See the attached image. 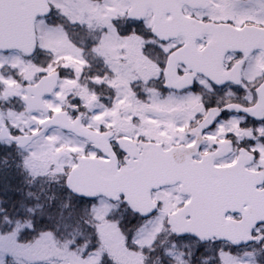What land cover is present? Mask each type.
<instances>
[{
	"label": "flooded vegetation",
	"instance_id": "flooded-vegetation-1",
	"mask_svg": "<svg viewBox=\"0 0 264 264\" xmlns=\"http://www.w3.org/2000/svg\"><path fill=\"white\" fill-rule=\"evenodd\" d=\"M237 2L242 9L255 8L258 14L264 15L259 0H251V2L249 0H46L47 13L50 11V6L58 11L52 15L38 16L35 24L37 50L28 55L19 50L0 52V70H2L0 93L7 91L14 94L12 101L7 102L2 101L0 94L2 121L0 132L4 126L10 137L9 139L0 137V145L10 143L13 137L10 135V129L14 131L17 128L23 133L17 138L38 133L39 136L34 138L33 143L41 138L40 132L45 127L43 123L50 120L48 117L52 119L56 114L65 113L63 119L67 118L70 123L99 133L101 136L98 135L97 140L93 142L72 131H64L57 125L46 126L44 131L73 133L72 137L75 140H87L90 144H95L111 157L101 161L109 163L112 169H116L117 162L112 155L110 141L119 140V145L128 150L129 156L139 157L137 160L129 159L128 167H121L120 170L133 166V170L139 173L140 170L143 172L145 166L155 165L156 172L160 176L170 177L172 182L181 174V170L173 165L168 157L173 153L186 154L188 149L176 144L175 147L161 153V144H169L172 136H184L187 131L199 134L201 128L211 123L214 114L209 113L202 120H195L190 129L185 124V132L179 131L171 122H168L166 132L161 131L162 122L158 119H149L150 114H159L162 111L150 100L152 95L159 94L157 90L164 91L162 79L154 77L160 76L159 65L166 63L164 75L170 85L183 87L194 79H200L204 85L200 95L208 99L211 87L208 78L212 80L239 78L244 60H237L236 55L241 50L248 54L245 59L253 55L256 57L252 70L254 75L264 73V57L261 56V49L264 48V44L261 43V33L264 30L251 23H244L243 19L241 27L236 29L219 23L220 17L213 18L209 23H202L200 17L196 15L208 5H213L215 10L223 13L225 9L221 6L230 7ZM4 16L0 17V23L3 27L1 29L7 31V34H14L16 29L18 32L20 29L22 32L26 30V25L19 24L27 19L24 16ZM129 17L145 21L146 29L143 35L138 34L136 30L127 35L121 34L129 23ZM54 28L59 29L63 57H65L64 64L57 66L51 65L54 60V50L52 47H43L40 36L42 31L51 34ZM149 32L153 35H148ZM161 40L168 41L165 46V51L169 53L166 61L159 54L148 55L145 52L150 44L160 46ZM206 41L207 46H205ZM9 61L11 66L5 67L4 64ZM229 63L234 64L231 72L224 70ZM40 67L51 70L35 73ZM51 74H58V85L52 94L42 98L46 108L38 109L36 85L41 78ZM201 74L205 79H201ZM76 76V86L83 89L85 98L75 99L76 87L73 89L72 85H68L63 107L51 110L46 101L56 95L62 81H73ZM252 87L253 85L250 84L249 89ZM146 93L148 96H145ZM87 95L92 96L91 99L86 98ZM211 97L222 102L226 101L236 109L243 106V111L233 112L234 116H243V112L246 111L264 118V91L259 99L253 96L251 91L245 96L234 89H228L221 94H211ZM77 100L80 101L79 105L76 103ZM200 110L195 104L188 109L190 113ZM20 112L24 114V120H12V116H19ZM33 126H38L39 130L33 132L31 130ZM102 126L107 130L102 131ZM255 127L251 117L243 123V126L233 124L231 130L240 137V143L230 145L231 155L222 157L220 153L210 152L205 156L209 162L217 160L221 163L225 160L232 162L230 169L221 170L229 177L224 185L226 195L223 197L210 196L207 184L198 175L183 170V174L193 175L196 182L201 185L205 199L210 205L203 212L200 226L205 238L216 233L233 240L244 239L247 231L256 221L264 219V203L244 202V192L253 194L264 192V189L257 187L264 184V170L257 171V168L264 167V143L258 142L256 145L260 152L259 160H254L252 151L242 150V146L247 145L248 137L252 136ZM260 133L264 135V129H261ZM223 143L221 141L222 145ZM13 148L24 150L16 146ZM78 152V160L85 158L82 148ZM170 195L168 192L150 194L154 204L158 199H169ZM103 198L108 203V199ZM142 200L146 198L143 197L136 208L141 211L149 210L146 202ZM170 207L174 209L170 215L175 216L176 230L183 229L185 224L182 217L186 209L176 207L175 204ZM233 211L237 213L235 219H229L223 225L217 223L218 216ZM84 218L85 212L81 213L78 221L74 223L83 224ZM109 218L122 221V213H113ZM167 237L171 244L165 249H172L175 245L176 250L196 256L199 249L196 241L178 240L171 234L164 236ZM217 243L225 247L226 250L222 255L225 264H230L229 250L232 246L227 240ZM240 251L252 254L251 264H264V249L253 250L241 245ZM206 259L207 257L203 255L199 256L198 264H204ZM189 264H197V261L190 259Z\"/></svg>",
	"mask_w": 264,
	"mask_h": 264
},
{
	"label": "snow or ice",
	"instance_id": "snow-or-ice-1",
	"mask_svg": "<svg viewBox=\"0 0 264 264\" xmlns=\"http://www.w3.org/2000/svg\"><path fill=\"white\" fill-rule=\"evenodd\" d=\"M251 2V0H249ZM259 6L264 10V0H259ZM225 9L223 13L214 9L213 5H208L205 10L197 12V16L200 17L202 23H209L213 18L220 17L219 23L225 24L231 29L241 27V21L244 23H251L254 26H258L264 30V15L258 14L253 9H242L239 2L229 6H221ZM58 11L54 7L50 6V11L46 15H52ZM129 23L124 28L122 35H127L133 30H136L138 34L143 35L146 29V23L143 19L136 17H129ZM71 23V21H70ZM148 35H153L148 33ZM168 41L161 40L160 46L148 45L145 49L146 54L155 55L159 54L164 57L165 61L168 52L165 51V46ZM261 43L264 44V32L261 33ZM207 46V41L205 42ZM8 51V49H0V52ZM247 52L241 50L237 53V60H244V64L240 69V76L236 79L230 80H212L208 78V82L211 85L209 89V98L205 99L203 95H200L201 89L204 85L200 79H194L190 84L183 87H177L170 85L164 75L166 63H161L160 76L154 77L155 79H162L163 92L158 95H152L150 100L152 103L158 105L162 111L159 114H150L149 119H158L162 122L161 131H167V124L171 122L175 127L185 132L184 125L190 129L195 120H202V118L209 113H213L211 123L201 128L199 134L192 131L185 132L184 136H172L169 144H161L160 151L164 153L176 144H180L188 149L186 154L173 153L168 157L170 162L177 166L181 170L179 174L170 184L159 185L156 189L150 190V194L159 192L170 193L169 199H158L155 207L150 211H141L132 206L129 202L127 193H121L118 199H108V203L111 206L109 216L113 213H122L121 227L125 230L133 228L135 231L129 232L127 237L128 243L131 246L134 239L138 236L144 240L149 241L147 245L143 247V255L145 259L143 264H149L148 256L158 247L160 240L164 238L166 234H171L178 240H193L199 244L198 252L193 257L191 253H185L175 249L173 245L172 249H162L161 254L166 258L165 264H189L190 259H194L198 264V257L203 255L207 257L204 264H225V259L222 253L225 252V247L222 244H218L217 241L227 240L232 246L229 250V256L231 257L230 264H251V253L241 252V245L245 248L264 249V219L257 221L248 231L246 238L233 240L230 237L218 235L212 233L209 237L205 238L200 230V226L203 221V212L209 207V203L205 199V195L202 192L201 185L196 182L193 175L183 174V170H189L192 173L198 175L208 187L209 195H214L217 198L226 195L224 185L227 183L229 177L223 169H230L232 162L225 160L221 163L219 160L209 162L205 159V156L210 152L220 153L222 157L231 155L230 145L240 143V137L235 131L231 130L233 124L237 126H243V123L248 121L251 117L252 123L256 125L252 136L248 137L247 145L242 146L244 151H252L254 160L260 159V152L257 150V143H264V135H261L260 130L264 129V118L254 116L252 113L243 112V116H234L233 112L243 111V106L239 109L233 108L228 102H222L217 99H212L211 94H221L228 89H234L236 92H240L245 96H248L249 91L257 99L260 98L262 91H264V73L260 75H254L253 68L255 65L256 57L250 56L245 59ZM261 56L264 57V48L261 49ZM5 67H10L11 62L4 64ZM234 68L233 63H229L225 71L231 72ZM2 75V70H0ZM102 79V78H100ZM201 79H205L201 74ZM253 85L249 89V85ZM145 96H148L146 93ZM77 105L80 101H76ZM197 105L201 110L195 113H190L191 105ZM51 119V117H48ZM135 119V118H134ZM43 123V121H41ZM33 132H37L38 126H33L31 129ZM102 131L107 129L103 126ZM21 129L17 128L14 131L10 129V135L13 139L10 143L4 145L11 149L13 146L19 147L16 137L22 135ZM73 135L69 133L68 137H62L66 141ZM223 141V145L221 144ZM78 145H82V152L86 160L95 161L111 159L109 155L102 149L97 148L95 144H90L87 140L70 141ZM155 143V141H153ZM112 146V155L116 158V170L119 171L121 167H128V161L139 159L138 156H129V152L126 148L119 145V140L110 141ZM250 145V147H248ZM40 145H37L39 147ZM94 149V150H93ZM73 155L71 161L65 160L64 172L61 173L63 180L57 189V196L52 197V202L45 205H36L41 209V213L36 217L37 225L41 229L45 227L51 229L53 227V221H55V230H59L61 225L65 229L72 226L73 222L78 221L80 214L88 211L95 213L98 206L105 203L102 195H88L84 192H77L69 184V174L73 168H78L83 171L88 167L87 163H83L77 159L79 152L76 148H73ZM4 163L8 165V160L5 159ZM10 166V165H9ZM20 167V165H17ZM264 170V167L257 168V171ZM257 187L264 189V184ZM33 194L29 192L27 197H31ZM264 195V193H262ZM175 204L176 207L185 208L183 213V222L186 225V230H174L172 217L170 212L173 211L170 206ZM34 213V208L31 206V200L25 197L22 190L13 188L11 185L0 184V220L8 219L9 212L19 215L21 211ZM237 213L235 211L231 213H225L223 216L217 217V223L223 225L225 221L229 219H235ZM35 228L25 231L24 235L30 236L34 233ZM137 247H140L137 245ZM8 255H14L17 257L16 264H23L22 260L17 253V245L13 241L7 243H0V264H7L5 259ZM104 264H111V261L105 258Z\"/></svg>",
	"mask_w": 264,
	"mask_h": 264
},
{
	"label": "rangeland",
	"instance_id": "rangeland-1",
	"mask_svg": "<svg viewBox=\"0 0 264 264\" xmlns=\"http://www.w3.org/2000/svg\"><path fill=\"white\" fill-rule=\"evenodd\" d=\"M54 29L52 33L50 31L51 34L42 31L40 36L43 41V47H52L54 50V60L51 65L57 66L64 64L65 57H63V46H61L59 29ZM49 70L51 69L40 67L35 70V73L38 74L42 71ZM77 76L73 78V81H62L56 95L46 101L51 110L63 107L67 97L66 89L68 85H72L73 89L76 87L77 92L74 93L75 99L77 97L81 99L85 98L86 94L82 93L83 89L76 86ZM0 94L4 102L8 100L12 101V96L14 95L7 91H3ZM91 97L89 95L86 96L88 99H91ZM15 119L23 121L24 114L20 112L19 116L13 115L12 120ZM68 136L69 134H63L57 130H47L41 134V138L29 146L21 147L24 149L21 151L13 147L9 149L0 145V168H3V166L6 168L11 167L10 170L16 174L20 181L26 178L27 180L34 179L35 181L32 180L33 183L37 181L40 183L41 180H44V182L47 181L56 185L58 182L57 178H63L61 175L64 172L63 162L65 160L71 161L73 155H75L73 148H76L77 151H80V148H82V145L70 142L76 141L72 136L68 141L62 139V137ZM37 145L40 146L37 147ZM58 151L67 153V157L61 160L58 167H55L52 156ZM5 159L8 160V165L4 163ZM17 165H20V167H17ZM1 172L2 170H0ZM36 205L37 203L35 205L33 203V206L31 205L34 208V212L37 211ZM110 209V204L105 201L104 204L97 207L94 214L85 211V222L83 224L86 227L80 233H74L71 229L72 227L65 229L63 225L57 231L54 227L55 221H53V227L51 229H41L36 226V217L29 218L28 221L24 222V225L21 224L23 223L21 222L23 220L22 218L9 212L8 216L11 217L10 220H0V243H7L8 241L15 242L17 245V253L23 264H101L105 257L114 264H143L142 254L138 252L139 250H136V252L129 250L126 234L119 231L115 221L109 218L108 214ZM14 216L21 223L18 221L15 223ZM33 228H35L34 233L26 237L24 235L25 231ZM24 229L26 230L24 231ZM80 236L83 238L81 239L83 242L78 244L77 242H80ZM133 241V248H135V244L140 246L139 249L149 243V241L139 236ZM90 250L92 252H89ZM5 259L7 260V264H16L17 257L8 255Z\"/></svg>",
	"mask_w": 264,
	"mask_h": 264
},
{
	"label": "water",
	"instance_id": "water-1",
	"mask_svg": "<svg viewBox=\"0 0 264 264\" xmlns=\"http://www.w3.org/2000/svg\"><path fill=\"white\" fill-rule=\"evenodd\" d=\"M46 0H0V17L7 16H24L27 18L19 24L27 26L26 30L22 32V29L18 32L14 30V34H7L3 31L0 23V49L20 50L25 54H30L35 51L37 44L36 37V20L38 16H42L47 13ZM58 74H51V76H45L41 78L40 82L36 85L38 109H45L46 106L42 102V98L45 95L52 94L54 88L58 84ZM65 113H59L53 116L52 119L45 121V127L40 132L43 133L46 126L57 125L64 131H72L75 134L80 135L85 139H89L93 142L97 140L99 133H95L84 127H78L76 124L70 123L67 118L63 119ZM0 125H2L0 116ZM39 134L23 135L16 138L19 147H25L32 143L35 137ZM2 139H9L6 128L3 126L0 132ZM13 139V137H11ZM65 152H55L53 157L54 164L58 165L60 160L65 157ZM83 163H87L88 167L83 169L74 168L69 174V184L77 192H84L88 195H102L106 198L118 199L121 193H127L129 202L133 207H138L143 197L150 211L155 204L152 202L150 196V190L157 188L159 185L170 184V177L158 174L156 167L145 166L143 172L139 173L133 170V166L130 168H122L120 171L112 169L109 163H105L101 160L90 161L86 158L79 159ZM159 171V170H157ZM141 194H140V193ZM264 192L259 194L254 192H244V202L247 203H264ZM143 196V197H142ZM172 217L173 228H175L174 218ZM261 220V219H260ZM259 221V219L257 220ZM256 221V222H257ZM249 227V226H248ZM183 229L186 230V225H183ZM203 232V231H202Z\"/></svg>",
	"mask_w": 264,
	"mask_h": 264
},
{
	"label": "trees",
	"instance_id": "trees-1",
	"mask_svg": "<svg viewBox=\"0 0 264 264\" xmlns=\"http://www.w3.org/2000/svg\"><path fill=\"white\" fill-rule=\"evenodd\" d=\"M10 168H6L4 166H3V168H0V170H2V172L0 173V179H1L0 184L11 185L13 188H17V189L22 190L23 193L25 194V197L31 200L32 206H33V203H34V205L37 203V205L47 206V204L52 202L51 198L57 196V189L59 188V186L63 180L62 177L57 178L58 182L56 183V185H53L52 183H49L47 181L44 182V180H41L40 183L38 181L33 183V181H35L34 179H32L33 180L32 181V180H27L26 178H25V180L20 181L17 178L16 174H14V172L12 170H10ZM13 174H14V176H13ZM2 179H3V181H2ZM6 181L8 182V184ZM36 184H39V185H36ZM29 192H31L33 194L31 197H27V194ZM40 213H41V209L39 207H37V211H35L34 214L22 210L21 213L17 216H19L20 218L23 219L21 221L23 223H21L20 220L16 216H14V221H15V223H17V221H18L21 224H24V222L28 221L29 218L37 217L40 215ZM121 223H122V221H115V224L117 225V228L119 229V231H122L123 234H126L127 237L129 235V232L135 231V226H133V228H131V229L125 230L121 227ZM20 227H19V229H20ZM71 227H72L71 229H72V231H74V233L75 232L80 233L82 230H84V228L86 226L82 223H80V224L75 223V224H72ZM47 229H49V228L45 227V230H47ZM25 230L26 229H24V231ZM127 237H126V241H127V245L129 246V250H131V251L133 250L135 252H136V250L137 251L139 250L138 252L142 254V262H143V260L145 259L144 255H143V248H140L141 249V251H140V249H138L139 247L134 245L135 248H133V245L130 246L128 243ZM79 239H80L79 240L80 242H77V243L81 244V242H83V240L81 241V239H83V238H81V236H80ZM169 243H170L169 238L168 239L163 238L162 240H160L158 247L148 256L149 264H165L166 258L161 254V250L165 249L167 247V245H169ZM92 250H90L89 252H92ZM105 258H107V257H105ZM105 258L103 259V262L101 264H104ZM111 264H114V263L111 262Z\"/></svg>",
	"mask_w": 264,
	"mask_h": 264
}]
</instances>
